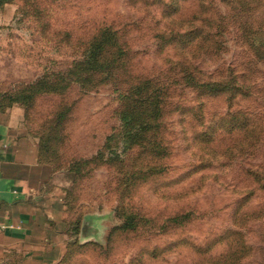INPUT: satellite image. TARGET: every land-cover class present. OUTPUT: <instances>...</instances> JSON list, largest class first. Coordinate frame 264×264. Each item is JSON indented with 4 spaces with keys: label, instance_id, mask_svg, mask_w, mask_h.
<instances>
[{
    "label": "rangeland",
    "instance_id": "1",
    "mask_svg": "<svg viewBox=\"0 0 264 264\" xmlns=\"http://www.w3.org/2000/svg\"><path fill=\"white\" fill-rule=\"evenodd\" d=\"M208 1V9L197 0L182 1L173 16L187 23L194 18L192 28L221 24L214 56H207L208 44L187 50L198 40L192 33L163 48L159 33L171 10L155 0L0 4V114H16L37 138L34 130L47 116L66 104L71 109L65 143L56 152L68 161V171L61 169L54 183L66 193L69 227L54 237L62 245L56 264H264V0ZM106 26L130 47L118 78L88 93L73 84L65 94L9 105L19 94H34L38 80L67 73ZM186 54L202 79L224 80L225 91L206 95L208 89L172 83ZM143 77H160L169 86V125L161 136L170 151L156 173L143 145L129 148L123 161L115 157L124 142L122 95ZM153 133L147 136L156 140ZM99 152L104 157L94 160ZM71 158L77 166L91 160L76 179ZM79 215V231H72ZM85 216L91 217L87 233Z\"/></svg>",
    "mask_w": 264,
    "mask_h": 264
},
{
    "label": "trees",
    "instance_id": "2",
    "mask_svg": "<svg viewBox=\"0 0 264 264\" xmlns=\"http://www.w3.org/2000/svg\"><path fill=\"white\" fill-rule=\"evenodd\" d=\"M6 1L9 0H0V4ZM182 1L185 0H171L170 3H165V0H155L154 4H164V7H170L171 10L168 14L170 21L164 26L166 29L159 33V36L164 39L163 48H166L169 44L172 45L176 43L177 40L179 44L182 38H186L185 36L192 33L194 40H198L187 50H192L190 53H195L197 48L203 49L206 44H208V49L206 50V52H208L207 56H214L215 52L213 51L211 54L210 51L220 48L217 36L221 24L215 28L205 27L203 24L192 28L191 26L194 24V18L190 19L188 23L184 20L179 21V18L173 15L179 12L180 2ZM197 1L201 2L204 9L211 7L208 0ZM211 19L212 16L201 20L211 21ZM226 19L227 17L223 16L222 22ZM241 24L242 26H246L248 22L245 20ZM261 34L264 37V33ZM92 38L87 42L83 56L75 62L74 66L70 68L67 73H59V78L57 80H51V82L48 81L47 78L38 80L35 84L37 88H35L34 94H19L11 99L9 105L13 103L12 100L14 99H33L38 94H65L73 84H78L84 93H88L92 91L98 83L101 84L104 83L103 81L108 82L118 78V67H124V59L130 50L128 41L124 38L123 34L115 30L113 26L99 28L98 32H96ZM188 54L184 55L180 64H177L176 69L178 70V74L172 80V83L184 82L181 83V85H194L198 90L204 88L208 89L206 95L224 92L226 85L224 80L202 79V72L195 66V60H190ZM100 77H102V81H100ZM159 78L160 77H143L144 80L140 81L141 85L133 87L128 96L122 95L124 107L121 109L120 117L123 123L121 127L123 128L122 137L124 142L121 143L120 141V143H118L117 148H120L121 151L116 153L115 156L118 158V161L119 159L123 161V155L129 148L143 145L144 148H148L149 156L152 155V160H155L153 164V171H155V173L158 171L159 167H161L160 161L163 160L170 151L169 142H166L161 136V131L162 134H165L169 125V123L166 122L169 102L167 88L169 86L166 81H162ZM114 85L116 84L114 83ZM68 106V104L63 106L56 115H52L51 117L47 116L41 123L40 128L37 131L34 130V133L32 131V133L35 134L34 136L38 138L39 161L48 165L53 173L57 171L60 172L61 169H64L66 172L68 171L65 167L68 161L65 160V157L56 153L57 147L59 150L60 146H62L66 140L63 131L69 113L71 112ZM2 107L0 103V109H2ZM152 131L154 132L153 135H155L156 140L147 136ZM131 132L134 133L131 134ZM102 157H104L102 152H99L93 158L95 160L96 158L101 159ZM106 160H108L107 162L114 161L113 158H107ZM69 162L73 163L72 169L70 170H74L76 179V177L81 175V171L85 166L91 163V160H89V162L84 161V163L86 162L84 166H77L78 163L72 158ZM149 174L151 173L149 172ZM69 195L70 193L68 192V201ZM81 217L82 215H79V218L73 222V228L71 225L72 231H79Z\"/></svg>",
    "mask_w": 264,
    "mask_h": 264
},
{
    "label": "crops",
    "instance_id": "3",
    "mask_svg": "<svg viewBox=\"0 0 264 264\" xmlns=\"http://www.w3.org/2000/svg\"><path fill=\"white\" fill-rule=\"evenodd\" d=\"M47 166L39 161L37 138L16 114H0V264H56L61 258L54 237L69 230L66 193L54 183L59 172L47 173Z\"/></svg>",
    "mask_w": 264,
    "mask_h": 264
},
{
    "label": "water",
    "instance_id": "4",
    "mask_svg": "<svg viewBox=\"0 0 264 264\" xmlns=\"http://www.w3.org/2000/svg\"><path fill=\"white\" fill-rule=\"evenodd\" d=\"M91 217L90 216H85V218H84V220H83V226H82V232L84 233H87V231L89 230V229H91L90 228V226H89V223H88V221H87V219H90Z\"/></svg>",
    "mask_w": 264,
    "mask_h": 264
}]
</instances>
